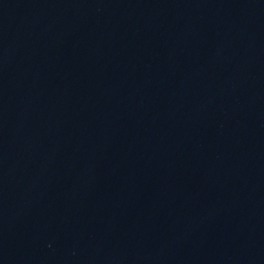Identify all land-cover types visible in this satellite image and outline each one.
<instances>
[{"label": "water", "instance_id": "1", "mask_svg": "<svg viewBox=\"0 0 264 264\" xmlns=\"http://www.w3.org/2000/svg\"><path fill=\"white\" fill-rule=\"evenodd\" d=\"M0 264H264V0H0Z\"/></svg>", "mask_w": 264, "mask_h": 264}]
</instances>
